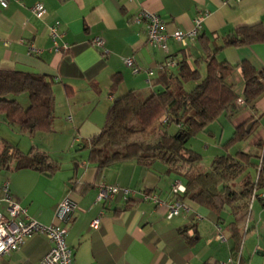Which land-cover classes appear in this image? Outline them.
<instances>
[{"label":"crops","instance_id":"1","mask_svg":"<svg viewBox=\"0 0 264 264\" xmlns=\"http://www.w3.org/2000/svg\"><path fill=\"white\" fill-rule=\"evenodd\" d=\"M37 3L46 7L42 17L33 13ZM142 9L156 12L169 33L191 30L199 15L203 23L187 46L169 39L167 54L149 43L146 22L136 20ZM54 26L56 35L51 33ZM252 27L264 31V0H10L6 8L0 5V69L53 78L52 132L59 131V121V127L68 130L65 136L70 144L58 149L57 155L50 153L60 166L52 175L29 168L13 170L14 164L10 170L1 167L0 212L8 214L3 200L6 182L10 195L29 217L45 225L58 223L59 205L70 201L75 212L66 224V240L73 249V264H264L261 200L252 202L248 222L240 227L242 240L233 235V213L229 209L219 213L226 237L222 241L216 228L218 213L191 200L186 201L188 211L167 217L171 186L179 179L167 166L156 162L146 169L135 161H124L101 171L89 161L88 147L102 131L117 98L129 91L143 98L163 89L162 67L169 55L178 62L186 60L202 78L210 56L237 67L231 82L243 100L240 66L246 62L257 71L264 69V39L230 45L225 40ZM96 37L104 40L103 46L92 42ZM65 44L71 48L64 50ZM125 58H132L139 71L134 72ZM169 69L176 75L179 65ZM194 86V82L185 85L187 90ZM25 99L22 105L29 104V98ZM239 107L223 113L191 146L196 149L203 144L208 150L214 144L215 156L224 154L223 145L235 127L251 121L250 137L233 149L264 159V94L253 105L244 102ZM7 125L0 115V128L5 130L0 151L4 141L11 142L13 131ZM103 183L118 185L120 191L99 201ZM145 190L156 194L161 204L143 199ZM51 245L45 235H33L6 255L2 264H38Z\"/></svg>","mask_w":264,"mask_h":264},{"label":"trees","instance_id":"2","mask_svg":"<svg viewBox=\"0 0 264 264\" xmlns=\"http://www.w3.org/2000/svg\"><path fill=\"white\" fill-rule=\"evenodd\" d=\"M263 39L261 28H242L226 38L225 44ZM178 65L176 75L169 67H162L163 89L143 98L129 91L113 102L102 131L89 142V161L101 171L124 161H135L146 169L156 162L164 164L184 183L186 190L180 195L184 202L191 200L218 213L216 222L220 225L219 213L229 209L234 215L233 235L242 240L240 227L248 222L252 202L255 199L264 202L261 197L264 160L250 151H231L250 137L247 126L251 121L235 127L232 137L223 145L225 153L216 155L209 168H202L201 154L187 146L192 137L206 132L223 113H233L240 108V96L231 82L237 67L210 56L207 75L202 78L199 70L186 60L179 61ZM240 67L245 82L243 103L253 105L264 94V69L257 71L246 62ZM189 82H194L195 86L187 90L185 85ZM53 85V78L47 75L0 69V115L8 124L18 125L22 133L52 132ZM21 93L28 94L26 107L16 97H10ZM13 164V170L29 168L48 175L60 167L44 150L31 147L25 152L4 141L0 168L10 170ZM250 167L255 169L254 175L248 171ZM145 193L153 194L148 190Z\"/></svg>","mask_w":264,"mask_h":264},{"label":"built area","instance_id":"3","mask_svg":"<svg viewBox=\"0 0 264 264\" xmlns=\"http://www.w3.org/2000/svg\"><path fill=\"white\" fill-rule=\"evenodd\" d=\"M10 0H0V5L6 8ZM33 13L42 17L46 12V7L43 3H37L32 7ZM137 21L146 22L147 38L150 44L154 47L161 49L165 53H169V39H174L183 46H187L191 41L197 38L199 31L203 23V16L199 15L195 20V26L188 31L176 30L173 33L165 31V25L160 16L148 9H142L136 16ZM55 27H51V33L56 35ZM93 43L103 46L104 40L100 37H96ZM56 50H60L61 47L55 44ZM71 46L65 44L64 50L70 49ZM125 63L128 66L133 67L134 72H138L139 69L134 66L132 58H125ZM178 60L169 55L168 61L163 66L173 67L178 65ZM239 103H243L242 99L238 100ZM264 160V159H262ZM5 196L3 198L7 203L8 214L5 215L0 212V264L3 263L6 255H9L19 250L26 240L36 234L45 235L52 243L51 248L45 254L38 264H73V249L68 245L66 236L68 228L66 224L71 220L75 212L74 206L70 201L65 200L59 205L58 210V223H52L45 225L38 220L29 217L26 209L10 195L9 183L4 184ZM186 187L182 180H176L171 186L172 198L167 203V217L173 218L180 215L183 211H188L189 207L181 198ZM120 191L118 185L101 184L97 199L99 201H106L112 198ZM261 197L264 198V193H261ZM143 199L151 200L154 203L161 204L160 199L156 194H147L143 192ZM98 221L94 222V226H97ZM216 228L218 230V238L222 241H226V237L222 233V226L217 223ZM238 264H241L239 262Z\"/></svg>","mask_w":264,"mask_h":264},{"label":"rangeland","instance_id":"4","mask_svg":"<svg viewBox=\"0 0 264 264\" xmlns=\"http://www.w3.org/2000/svg\"><path fill=\"white\" fill-rule=\"evenodd\" d=\"M10 97H17L19 99V101L21 103L23 100V97L26 98L25 100H27L28 98V94L27 93H21L18 95H13ZM27 102V101H26ZM25 102V103H26ZM25 107L28 104H23ZM8 128H10L13 132H10V134L12 135V137H9L10 141L12 142L13 145H15L17 148L20 149H24V151H28L29 149H31V147H37L40 150H45L46 152H48L49 154H56L58 153L57 150L60 148H65V147H69L68 145H70L66 139L65 134L68 132V130H66V128H61L59 127V121H57L56 123V127L59 129V131L57 132H50V133H37L35 135H30L27 133H22L18 127V125H7ZM173 130L176 129L175 126L172 127ZM5 130L4 128H0V136L2 135V133H4ZM64 134H63V133ZM197 136L192 137L188 143L187 146L192 148L193 150H195L196 152L199 151L198 149H200L201 152H198L201 154L202 156V168H209L211 166V163L214 159L215 156V151L213 148L212 144L210 146V148L207 150L206 146L203 144H197L198 146L195 148H193L191 146L192 141L196 138ZM10 142V143H11ZM67 149V148H66ZM236 148H232L231 151H235ZM84 152L88 151V148L83 150ZM226 151V150H225ZM81 152V151H80ZM57 155V154H56ZM255 169L253 168H249L248 171L251 172L254 175V171ZM178 180H181V178H179Z\"/></svg>","mask_w":264,"mask_h":264},{"label":"water","instance_id":"5","mask_svg":"<svg viewBox=\"0 0 264 264\" xmlns=\"http://www.w3.org/2000/svg\"><path fill=\"white\" fill-rule=\"evenodd\" d=\"M251 126H252V124H249V125L247 126V131H248V132H250V130H251ZM75 149L78 150V147H76Z\"/></svg>","mask_w":264,"mask_h":264}]
</instances>
